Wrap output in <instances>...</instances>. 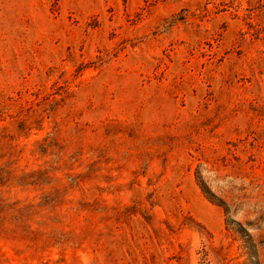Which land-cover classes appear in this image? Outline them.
Masks as SVG:
<instances>
[{"label": "rangeland", "instance_id": "1", "mask_svg": "<svg viewBox=\"0 0 264 264\" xmlns=\"http://www.w3.org/2000/svg\"><path fill=\"white\" fill-rule=\"evenodd\" d=\"M0 264H264V0H0Z\"/></svg>", "mask_w": 264, "mask_h": 264}]
</instances>
